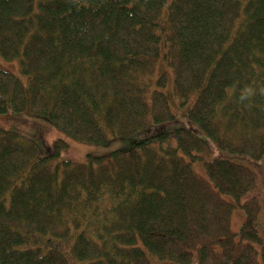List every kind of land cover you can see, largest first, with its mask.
I'll return each instance as SVG.
<instances>
[{
    "label": "trees",
    "instance_id": "1",
    "mask_svg": "<svg viewBox=\"0 0 264 264\" xmlns=\"http://www.w3.org/2000/svg\"><path fill=\"white\" fill-rule=\"evenodd\" d=\"M0 55V115L158 128L0 127V264H264V0H0Z\"/></svg>",
    "mask_w": 264,
    "mask_h": 264
},
{
    "label": "rangeland",
    "instance_id": "2",
    "mask_svg": "<svg viewBox=\"0 0 264 264\" xmlns=\"http://www.w3.org/2000/svg\"><path fill=\"white\" fill-rule=\"evenodd\" d=\"M0 67L14 73L21 78L24 83L28 82V78L22 74L17 60L8 61L0 55ZM0 127L18 132L25 139L35 142L42 156L48 155L50 153L49 150L54 146V141L62 138L68 143V147L64 149L63 147L59 148L62 150V157L79 162L92 156H108L111 155L113 151H124L125 149L134 146L137 141L156 143L158 139V128L155 126L149 130L145 129L138 131L130 137H114L108 142L102 144L94 142H79L71 137L69 138L63 131L56 129L50 120H46L43 116L29 115L13 111L0 115ZM236 160L240 161L242 164H251L253 166L252 162L241 161L239 158H236ZM232 219V229L234 231H239L243 221V213L236 210Z\"/></svg>",
    "mask_w": 264,
    "mask_h": 264
}]
</instances>
